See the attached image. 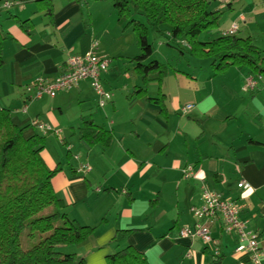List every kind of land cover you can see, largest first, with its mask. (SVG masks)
I'll list each match as a JSON object with an SVG mask.
<instances>
[{"label":"crops","instance_id":"1","mask_svg":"<svg viewBox=\"0 0 264 264\" xmlns=\"http://www.w3.org/2000/svg\"><path fill=\"white\" fill-rule=\"evenodd\" d=\"M5 1L13 6L0 13V108L16 127L27 128L26 138L44 140L42 159L50 171L60 170L52 187L66 214L94 230L72 248L78 259L106 264L107 257L132 248L148 264H252L235 253L238 239L224 232L220 218L209 222L220 243L217 259L201 241L178 237L180 229L194 225L190 209L201 206L204 188L239 206L264 254L263 76L248 93L245 80L257 75L247 68L200 75L194 57L170 48L153 30L139 40L132 26L119 22L110 1L0 3ZM226 8L211 6L227 14L221 32L236 22L238 35L253 43L264 34V0H233ZM94 42L98 57L109 62L102 88L112 98L103 108L89 82L55 98L34 99L36 81L54 82L66 72L67 60L85 56ZM176 56L186 62L181 70L171 69ZM152 63L165 66L161 84L145 82L138 72V65ZM140 88L145 93L133 95ZM161 96L165 114L147 101ZM186 107L191 109L184 113ZM33 121L53 132L40 135L30 128ZM88 121L111 133L109 146L82 140ZM187 166L194 175L186 180ZM241 182L246 188H238Z\"/></svg>","mask_w":264,"mask_h":264},{"label":"trees","instance_id":"2","mask_svg":"<svg viewBox=\"0 0 264 264\" xmlns=\"http://www.w3.org/2000/svg\"><path fill=\"white\" fill-rule=\"evenodd\" d=\"M91 1H110L119 22L132 26L139 40L153 30L164 44L182 55L189 53L191 57L210 61L214 76L232 68H247L250 74L264 77V52L252 39H244L238 33L212 35L219 28L228 6L225 9L219 5L225 11H212L211 6L217 0ZM2 43L0 37V69L4 65ZM152 65L156 66L155 71L151 70ZM138 66L145 82L161 84L166 76L165 66L160 64ZM144 93L140 88L133 95ZM147 101L159 105L162 113H166L163 96ZM26 131L27 128L16 127L10 113L0 108V264H84L75 254L66 252L85 243L94 230L68 217L66 206L52 187V180L60 170L47 168L42 159L44 140L38 136L26 138ZM81 137L89 145L104 147L112 141L110 132L91 121L83 124ZM24 231L40 237L38 244L28 250L21 245ZM106 264L148 262L132 248H126L107 257Z\"/></svg>","mask_w":264,"mask_h":264},{"label":"built area","instance_id":"3","mask_svg":"<svg viewBox=\"0 0 264 264\" xmlns=\"http://www.w3.org/2000/svg\"><path fill=\"white\" fill-rule=\"evenodd\" d=\"M233 0H217L221 8H225ZM13 6L12 2L5 1L0 3V13L9 10ZM239 31L238 23H233L225 36H232ZM98 43H92L90 49L85 56L70 57L67 60L66 72L52 83H46L38 80L34 84L32 90L35 91L34 99H40L43 96L55 98L57 94L69 91L77 87L81 82H89L99 97V107L103 108L109 102L112 95L106 93L102 88V79L108 72L109 62L101 59L97 55ZM262 76L257 78L250 76L245 80L244 91L253 93L257 87V83L262 81ZM31 90V89H30ZM29 90V91H30ZM191 107H186L183 112H188ZM30 128L39 133L46 135L53 132V129L47 125L33 121ZM182 175L184 179H190L194 175V169L187 167L183 169ZM245 182L238 185L239 189L246 188ZM190 213L195 223L192 227L182 228L178 232L180 239H197L206 245L213 253V257L217 259L220 255V243L212 237L209 222L211 218H220L222 221L224 232L236 235L238 241L235 253L241 254L249 259L252 264H262L263 251L258 241L257 235L249 228V224L240 218L239 206L232 200L226 199L222 194L204 188L201 193V206L192 207Z\"/></svg>","mask_w":264,"mask_h":264},{"label":"rangeland","instance_id":"4","mask_svg":"<svg viewBox=\"0 0 264 264\" xmlns=\"http://www.w3.org/2000/svg\"><path fill=\"white\" fill-rule=\"evenodd\" d=\"M226 17H227V14L222 17V19L220 20V26H219V28L216 30V32H213L212 35H214V36H216V35L217 36H220L221 35V29H220V27L223 24V21L226 19ZM206 35H208V34H206ZM206 35H205V37H206ZM202 39L204 40V37ZM253 41H254V45L255 46H257L258 48H260L261 50L264 51V34L262 32H261L260 36L258 35L257 37H254L253 38ZM178 58H179V56H176L175 58H172L171 59V63H172L171 69L172 70L173 69H179V70H181L182 68H184V65L186 64V62L184 60H182L183 57L181 59H179V60H178ZM185 58H186V61H188L187 59L190 58V57L188 55H186ZM195 60H196L197 73L198 74H200V75H204V74L205 75H209V73L214 74L213 67H209V66H207V63H204L203 62V61H208V60H206V59H200V58H195ZM209 63H210V61L208 62V64ZM66 161L68 162L67 155H65V162ZM39 240H40V237L39 236H37V235L30 236V233L28 231H24V233L22 235V238H21L22 248L24 250H28V249L32 248L33 246H35L36 244H38ZM66 253H73V249H68V251Z\"/></svg>","mask_w":264,"mask_h":264}]
</instances>
